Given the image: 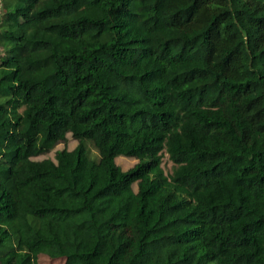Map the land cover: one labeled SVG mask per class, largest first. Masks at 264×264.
Returning a JSON list of instances; mask_svg holds the SVG:
<instances>
[{
  "label": "trees",
  "instance_id": "obj_1",
  "mask_svg": "<svg viewBox=\"0 0 264 264\" xmlns=\"http://www.w3.org/2000/svg\"><path fill=\"white\" fill-rule=\"evenodd\" d=\"M39 254L264 264V0H3L0 264Z\"/></svg>",
  "mask_w": 264,
  "mask_h": 264
},
{
  "label": "rangeland",
  "instance_id": "obj_2",
  "mask_svg": "<svg viewBox=\"0 0 264 264\" xmlns=\"http://www.w3.org/2000/svg\"><path fill=\"white\" fill-rule=\"evenodd\" d=\"M3 9V0H0V9ZM68 141L65 143H59L54 150H52L50 153H48L45 156H41L40 158L50 157L55 158V153L57 150H61L63 148H68L70 150L74 149L77 145V141L73 139L72 135H68ZM87 149L91 151V155L96 158L98 156V152L95 149L94 145L91 142L87 143ZM138 161V159L135 158H128V157H119L117 159L118 165H120L123 169H128L134 166ZM162 167L166 174H171L173 172L174 163L171 161L168 153L163 154V164ZM64 259H53L45 254H39L36 258L37 264H64Z\"/></svg>",
  "mask_w": 264,
  "mask_h": 264
}]
</instances>
